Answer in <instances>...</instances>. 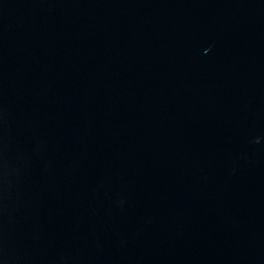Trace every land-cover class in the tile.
Here are the masks:
<instances>
[{"label":"water","instance_id":"obj_1","mask_svg":"<svg viewBox=\"0 0 264 264\" xmlns=\"http://www.w3.org/2000/svg\"><path fill=\"white\" fill-rule=\"evenodd\" d=\"M0 264H264V0H0Z\"/></svg>","mask_w":264,"mask_h":264}]
</instances>
